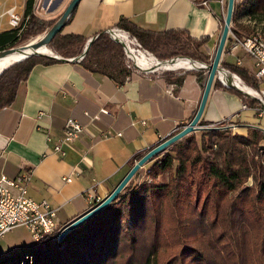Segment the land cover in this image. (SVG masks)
<instances>
[{
	"label": "crops",
	"instance_id": "1",
	"mask_svg": "<svg viewBox=\"0 0 264 264\" xmlns=\"http://www.w3.org/2000/svg\"><path fill=\"white\" fill-rule=\"evenodd\" d=\"M25 2L0 0V32L11 29L7 11L15 7L24 14ZM226 2L80 0L60 32L80 34L88 41L117 26L121 19L155 33L184 30L193 38L207 39L201 50L211 62ZM228 41L221 66L244 68L255 80L253 61L242 50L231 53ZM57 60L36 64L12 104L0 108V175L28 176L27 195L46 200L58 208L60 222L69 223L91 207L92 199L102 201L114 190L133 166L131 160L135 163L138 155L190 122L202 98L207 71H172L173 78L180 77V81L169 82L157 73L126 75L119 68L109 76L85 69L77 60ZM181 63L197 66L192 61ZM216 81L222 84L220 79L213 82L200 127L221 125L238 134H246L252 127L264 133V113L257 112L256 101L223 84L215 85ZM68 118H76L84 131L77 141L63 146L62 156L51 148L62 136ZM65 177L71 180L65 181ZM8 233L0 238V254L14 250L12 246L20 241ZM24 240V244L32 242L27 229Z\"/></svg>",
	"mask_w": 264,
	"mask_h": 264
},
{
	"label": "trees",
	"instance_id": "2",
	"mask_svg": "<svg viewBox=\"0 0 264 264\" xmlns=\"http://www.w3.org/2000/svg\"><path fill=\"white\" fill-rule=\"evenodd\" d=\"M33 4L34 0H27L20 27L0 32V50L44 32L56 21L36 15ZM246 6L251 13H263L264 0H235L231 29L239 36L254 32L240 21ZM117 27L136 36L142 47L162 59L187 56L210 64L201 50L206 38H193L184 30L145 31L126 19L119 20ZM86 42L83 35L59 32L49 47L61 57L71 58L83 52ZM124 61L122 46L107 32H100L80 63L109 76L119 68L132 74ZM56 62L32 55L5 68L0 73V108L12 104L36 64ZM223 67L250 86H258L246 69L231 64ZM172 73L163 76L169 82L180 81ZM215 85L223 86L217 81ZM247 130L249 136L244 137L204 129L200 145L195 132L185 135L147 162H151L148 182L133 184V177L107 207L61 241L57 235L47 234L0 254V264H113L123 253L127 256L124 264H264V176L253 171L254 160L247 159L242 146L257 155L256 144L264 133L252 127ZM165 173L169 178L164 183L159 177ZM250 176L256 180L254 187L244 185ZM97 203L95 200L91 207ZM16 254L18 257L8 260Z\"/></svg>",
	"mask_w": 264,
	"mask_h": 264
},
{
	"label": "built area",
	"instance_id": "3",
	"mask_svg": "<svg viewBox=\"0 0 264 264\" xmlns=\"http://www.w3.org/2000/svg\"><path fill=\"white\" fill-rule=\"evenodd\" d=\"M54 0H48L46 5L43 6V0L36 1V15H43L45 10L50 7ZM202 4H206V1ZM9 15V25L11 28L14 24H17L21 19V14L15 7L10 8L7 11ZM109 36L119 42L122 45L123 54L125 58V64L127 69L133 73H138L145 76H151L153 73L162 74L164 72H177L197 69L198 66H206V63L193 60L187 56H175L171 59L159 60L152 52L142 47V44L136 36L130 34V32L114 27L106 31ZM227 47L231 53H235L238 50H242L244 54L253 61L254 78L258 83V86H250L251 93L245 94L251 99L256 101L257 112L264 113V35L259 32H253L248 35L239 36L231 32L228 37ZM84 55L72 57L77 61L82 60ZM188 59L190 61H197L199 65L194 68H188L185 66L176 68H154L151 60H157L161 62H174L176 60ZM219 79L222 84L228 86V82L245 84L242 78L234 73H228L223 78L219 75ZM263 85V86H262ZM245 107V105H244ZM75 124V141H77L84 131V127L76 118H74ZM48 140L52 138L48 136ZM63 146H67L66 141V120L63 127L62 136L53 142L52 151L60 155L65 154ZM68 181V177L63 178ZM28 176H21L17 178H11L5 174L0 175V238L15 227H25L33 241H38L47 234H55L58 236L62 229L61 222L58 218V208L51 206L46 200L36 201L27 195V182ZM96 199H92L93 202ZM97 201V200H96Z\"/></svg>",
	"mask_w": 264,
	"mask_h": 264
},
{
	"label": "water",
	"instance_id": "4",
	"mask_svg": "<svg viewBox=\"0 0 264 264\" xmlns=\"http://www.w3.org/2000/svg\"><path fill=\"white\" fill-rule=\"evenodd\" d=\"M80 0H70L67 4L64 11L61 13V15L58 17V19L46 30L40 37L33 39L29 41L28 43H25L23 45L19 46H13L9 48H5L0 50V58L12 54V53H21L22 57L17 60V62H20L21 60L30 57L32 55H39V56H45L49 58L54 59H61V60H70L74 61L76 58L69 59V58H63L60 55L56 54L53 51H50V54L42 53L39 51L40 48L45 47L48 48L51 40L53 37L59 33L62 28L67 24L68 20L70 19L71 15L73 14L74 10L76 9L78 3ZM234 2L235 0H227V9L226 14L224 16L223 25L220 32L219 41L214 53V56L212 58V61L210 64H207L206 66H198L199 69H205L207 71V77L204 84V90L202 94V98L200 99V103L198 106V109L193 116V118L190 120L189 123H187L181 130L176 132L175 134L164 138L160 143H158L156 146L151 148L147 153L142 155L131 167V169L128 171V173L124 176V178L119 182V184L114 188V190L102 201H99L96 205L90 207L86 212L83 214H80L78 217L64 225L61 229V231L58 234V241H61L66 234H68L71 230L79 226L80 224L87 221L89 218L96 215V213L103 210L105 207H107L118 195L119 193L124 189V187L129 183V181L133 178V176L137 173V171L143 167L147 162H149L153 156L157 155L185 135L195 132L199 129H202L200 127L199 121L202 116L201 113H203L204 107L206 105L207 98L209 96L211 87L213 86V82L216 79H219V75L221 71H225L227 73H230L229 70L225 69L221 66V56L224 52L225 43L228 39V35L232 32L231 26H232V16L234 11ZM94 38H90L83 49L82 55H85L86 51L90 47L92 41ZM25 50H30V52L25 53ZM5 69V68H4ZM0 70V73L4 70ZM228 87L233 88L240 93H245L241 88L236 86L235 84L228 82ZM248 94V93H245Z\"/></svg>",
	"mask_w": 264,
	"mask_h": 264
},
{
	"label": "rangeland",
	"instance_id": "5",
	"mask_svg": "<svg viewBox=\"0 0 264 264\" xmlns=\"http://www.w3.org/2000/svg\"><path fill=\"white\" fill-rule=\"evenodd\" d=\"M48 0H43V3L42 5L45 6L46 3H47ZM70 0H54L52 2V4L50 5L49 8H47L45 10V13H43V15H39L41 18L45 19V20H57L58 17L61 15V13L64 11V9L66 8L67 4L69 3ZM26 7H27V0L25 2V5H24V12L26 10ZM1 10V9H0ZM24 14L22 15V18H23ZM241 20L244 24L248 25L251 27V29L253 28L254 29V32H259L261 34L264 35V12L263 13H251L249 11V7L246 6L245 10L242 12L241 14ZM48 30V29H46ZM45 30V31H46ZM44 31V32H45ZM44 32L42 33H39L37 35H34V36H31L30 38L28 39H25L24 41L16 44L15 46H19V45H23L25 43H28L29 41L33 40V39H36L38 37H40ZM17 38H19V32H17ZM113 40V39H112ZM115 41V40H114ZM117 42V41H116ZM119 43V42H117ZM120 44V43H119ZM121 45V44H120ZM122 46V45H121ZM50 49V47H48ZM52 50V49H51ZM123 51V49H122ZM154 54V53H153ZM155 55V54H154ZM159 60H162V58L158 57L157 55H155ZM182 61L178 62L180 65L182 64L181 63ZM193 62V61H192ZM187 67H191L190 65H186ZM253 68V64H252V67ZM242 78V77H241ZM242 80L244 81L245 85H247L248 87H250V83H248L246 80H244L242 78ZM263 86V85H262ZM202 129H199L195 132V135H196V139L200 145V142H201V132L202 130L204 129H216V130H226V134H238L237 132H235L234 130H231L229 129L228 127L226 126H221V125H202L201 126ZM238 135H241V136H249L248 134V130H247V133L246 134H238ZM251 137V136H250ZM252 140H254V137L252 136L251 137ZM243 148H245L246 152H247V159H253L254 160V163H255V166H256V169L253 170V171H256L257 174H259V172H262L263 176H264V139H262L258 144H256V148L258 149L257 151V155L254 154V151L251 150V148H249L248 146L246 145H243ZM168 148V147H167ZM216 148V147H215ZM170 152V151H169ZM174 154V153H173ZM203 154H208V152L206 153H203ZM254 154V155H252ZM174 164H177V161H175ZM151 165V162L150 163H146L140 170L139 172L135 175L134 179H133V184H140L144 181H149V178H148V175H147V170H149V166ZM169 174L168 173H165L164 175H161L159 177L160 181L161 182H167L168 181V176ZM256 180H254V177L253 176H250L247 180H245V183L244 185L246 186H250V187H254L255 186V182ZM64 226V225H63ZM24 230L25 227H15L13 228L12 230L9 231V233L7 234L8 237H14L16 236L20 241L19 242H16L14 244V246L12 247H19L20 245L24 244ZM31 238V236H30ZM150 241V239H148ZM31 241L32 238H31ZM149 241H146V245H149ZM15 249V248H14ZM161 251H165V247L163 246V248L161 249ZM14 257H18V255L16 254V256H10L8 257V260L12 261L14 259ZM126 254H121L118 259H116L114 261L113 264H124L125 262V259H126ZM30 260V259H29ZM0 263H1V259H0Z\"/></svg>",
	"mask_w": 264,
	"mask_h": 264
},
{
	"label": "bare ground",
	"instance_id": "6",
	"mask_svg": "<svg viewBox=\"0 0 264 264\" xmlns=\"http://www.w3.org/2000/svg\"><path fill=\"white\" fill-rule=\"evenodd\" d=\"M36 1L37 0H34V4H33L35 14H36ZM23 21H24V16L22 18V15H21L20 21H18L17 24H14L13 28L20 27L23 24ZM39 51L42 52V53L50 54L51 53L50 51H52V50L49 49V48L42 47V48L39 49ZM24 52L28 53V52H30V50H25ZM21 57H22L21 53H12V54H8V55L0 58V70H2L4 68H7L10 65H13L14 63H17V60L20 59ZM69 59H72V58H69ZM184 60L185 61H190L188 59H184ZM184 60H176L174 62H161V63H158L157 60H151V61L153 62L152 66H154V68H165V69H167V68H176V67H181V66L187 67L186 64L180 65L178 63V62L184 61ZM193 62H196L197 65H199L197 61H193ZM188 68H192V67H188ZM220 75L223 78H225L228 75V73L225 72V71H221ZM234 84L236 86H238L239 88H241V90H243L245 93H251V88L248 87L247 85L239 83L238 81H236ZM74 140H75L74 119L73 118H68L66 120V141L68 143V142H72ZM70 180L71 179L68 178V181H70Z\"/></svg>",
	"mask_w": 264,
	"mask_h": 264
}]
</instances>
